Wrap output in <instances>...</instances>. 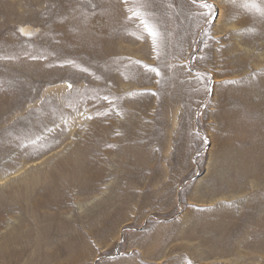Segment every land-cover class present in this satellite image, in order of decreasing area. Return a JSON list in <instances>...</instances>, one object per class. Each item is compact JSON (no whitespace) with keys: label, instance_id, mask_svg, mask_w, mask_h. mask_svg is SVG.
Listing matches in <instances>:
<instances>
[{"label":"rangeland","instance_id":"obj_1","mask_svg":"<svg viewBox=\"0 0 264 264\" xmlns=\"http://www.w3.org/2000/svg\"><path fill=\"white\" fill-rule=\"evenodd\" d=\"M207 2L0 0V264H264V0Z\"/></svg>","mask_w":264,"mask_h":264},{"label":"snow or ice","instance_id":"obj_2","mask_svg":"<svg viewBox=\"0 0 264 264\" xmlns=\"http://www.w3.org/2000/svg\"><path fill=\"white\" fill-rule=\"evenodd\" d=\"M195 2H196V0H193V3H195ZM200 3H201L203 8H206L209 10L208 13H205V15H212L213 10L215 9V5L208 3L207 0H200ZM134 14L138 15V13H134ZM262 14H264V13H262ZM145 27L149 31V34L152 35L153 38L155 39V37L157 36V33L151 27H149L146 22H145ZM21 31L23 32L24 30L21 29ZM25 34L30 35L31 33H25ZM233 83H235V81H233ZM189 264H191V262H189Z\"/></svg>","mask_w":264,"mask_h":264}]
</instances>
